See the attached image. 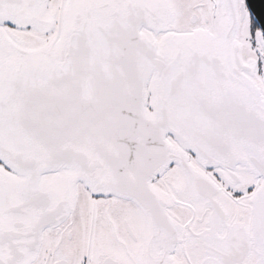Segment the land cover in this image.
<instances>
[{"label":"snow or ice","instance_id":"1","mask_svg":"<svg viewBox=\"0 0 264 264\" xmlns=\"http://www.w3.org/2000/svg\"><path fill=\"white\" fill-rule=\"evenodd\" d=\"M0 264H264V0H0Z\"/></svg>","mask_w":264,"mask_h":264}]
</instances>
